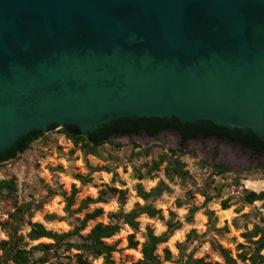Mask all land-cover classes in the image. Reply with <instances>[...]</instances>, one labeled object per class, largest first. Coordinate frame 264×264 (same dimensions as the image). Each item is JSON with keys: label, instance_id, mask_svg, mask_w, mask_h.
Here are the masks:
<instances>
[{"label": "water", "instance_id": "obj_1", "mask_svg": "<svg viewBox=\"0 0 264 264\" xmlns=\"http://www.w3.org/2000/svg\"><path fill=\"white\" fill-rule=\"evenodd\" d=\"M121 118L211 122L264 141V0H0V154L32 131L87 136ZM129 141L177 147L172 130L110 138ZM186 151L209 170L264 164L214 139Z\"/></svg>", "mask_w": 264, "mask_h": 264}, {"label": "rangeland", "instance_id": "obj_2", "mask_svg": "<svg viewBox=\"0 0 264 264\" xmlns=\"http://www.w3.org/2000/svg\"><path fill=\"white\" fill-rule=\"evenodd\" d=\"M154 146L156 147L149 156L131 160L128 158L129 147L120 150L105 147L103 153H108L111 157L110 160L103 162L89 155L83 156L78 148L58 133V129L43 136L15 160L0 165V180L14 177L17 188L16 201L0 196V224L9 220V214L27 203L31 212L30 222L39 223L47 230L62 234L71 231L73 225H78L85 214L93 212L96 208L101 209L98 217L87 222L85 228L79 232L80 236L85 237L95 224L105 225L115 222L110 220V215L120 208L128 212L136 204L143 203L136 195V184L140 183L145 191H149L159 181H163L167 183L171 191L162 193L152 202V206L161 211L163 219L140 215L137 219L139 225L136 231L121 224L120 230L114 236L104 240L106 245L114 248L111 254L113 264H134L140 260V247L145 240L146 228H150L154 235L159 236L166 231L167 221L178 224V227L168 235L165 242L156 247L155 255L159 258L160 264H178L180 252L190 253L193 258L202 259L211 264H223L218 253L210 247L209 240L217 242L232 258H236V255L241 252L238 245L245 246V250L250 252L251 247L246 243L245 235L255 225L263 227L264 217L255 212L253 203L248 205L241 202L240 188L228 186L235 172H226L225 175L215 177L213 175L215 170L204 168L195 156L187 153L181 158V162L191 177L190 181L181 182L179 179H174L173 182L168 183L163 174L164 165H161L151 178L138 181L136 170L141 164L150 163L151 160H156L160 153L167 152L161 146ZM77 176L90 178V182L83 185L77 180ZM211 176L215 177V182L221 186L222 191L219 197L213 198L211 202L204 205L200 192L208 184ZM248 182L262 183L263 187L254 191ZM240 185L243 189L255 193L264 192V177L241 179ZM107 188L124 192V204L121 207H119L117 195H105L103 202L82 206L86 198L96 199L99 192ZM48 189L55 194L49 196ZM73 190L75 191L71 206L73 213L68 216L64 212L65 203L62 194L69 196ZM177 201L182 206H177ZM222 201L227 202L229 206L227 210L220 209ZM39 204L41 206L37 209L36 206ZM192 206L197 207L198 210L193 214L191 221L187 222L188 210ZM206 211L212 212L211 221H208ZM52 215L57 219H47ZM23 219L18 234L23 236L25 250L38 244L52 242L48 239L29 241L26 238L29 227L25 223L28 218L23 215ZM191 231L198 236L197 240H187ZM129 237L132 242L137 243L134 248L129 245ZM3 240H7V234L0 227V242ZM165 250L171 255L169 261L163 260ZM77 253L74 250L59 251L57 257L51 258L46 264H73ZM261 254L264 255V250ZM38 255L36 253L35 257ZM87 260L92 264H102L101 257ZM237 263L240 264L238 261Z\"/></svg>", "mask_w": 264, "mask_h": 264}, {"label": "trees", "instance_id": "obj_3", "mask_svg": "<svg viewBox=\"0 0 264 264\" xmlns=\"http://www.w3.org/2000/svg\"><path fill=\"white\" fill-rule=\"evenodd\" d=\"M59 128L53 125L49 130H55ZM162 129H173L177 132V147L168 150V152H162L159 154L156 160H151L150 163L144 162L140 168L136 170V180L141 181L147 178H151L153 174L158 171L161 165L163 167L164 178L168 183L179 179L181 182H187L191 180L187 170H185L184 164L181 162V158L187 155L186 145L190 139L197 138L202 135L203 138L211 134H215L218 137H227L233 141L240 142L245 147L251 150L257 158L264 160V141L259 140L252 133H242L237 129H226L225 127L216 126L211 122H203L200 124L180 123L177 119L172 118L170 120H160L157 118H121L112 121L109 125L99 128L97 131L82 135L78 128L74 126H62L58 129V133L63 135L74 147L78 148L83 156H92L100 161L110 160V154L103 153L105 147H109L115 150H120L124 147H129L130 154L129 159H140L147 157L151 154V151L156 146H150L142 148L140 145L133 141H129L127 145L112 144L110 138L116 135L131 136L137 135L141 132L154 137ZM43 135L42 131L32 132L31 135L26 136L19 140L15 146L8 151L4 156H0V165H3L9 161H13L18 155L25 153L30 149L31 144L38 141ZM226 171L222 168H218L213 175L219 177L225 175ZM264 177V166H256L251 169L235 172L232 175L228 186H232L235 189H241L240 200L242 203L251 205L255 201L264 200V193L257 195L256 193L243 189L240 185L241 179H248L250 177ZM215 177L211 176L207 185L200 192L204 199V205L211 202L213 198L219 197L222 191L221 186L215 182ZM77 180L85 185L90 182V178L77 176ZM16 184L15 178H7L0 180V196L12 199L16 201ZM48 195H54L55 192L48 189ZM136 195L143 202L141 205L136 204L130 211L124 212L120 208L117 212L110 215V220H114L113 223L95 224L85 237L80 236L79 232L82 231L86 223L93 221L101 213V209L96 208L93 212L85 214L83 218L78 222V225H73L71 231L67 233L57 234L50 230L45 229L39 223L30 222L31 212L29 210V204L25 203L17 208L13 213L9 214V220L0 224L1 229L7 234V240L0 242V264H46L53 257H57L59 251L69 252L71 250L78 253L74 256L73 264H92L87 259L102 258V264H113L111 260V254L114 252L112 246L106 245L104 240L114 236L119 230L120 225H126L131 230L136 231L138 229V217L145 215L149 218H157L162 220L161 211L155 209L152 206V202L156 200L162 193L170 192V188L167 183L159 181L155 187L149 191H145L140 183L135 186ZM75 191L73 190L69 196H63L64 199V212L70 216L73 211L71 206L73 205V197ZM105 195H117L119 207L124 204V192L118 191L115 188H107L99 192V196L96 199L86 198L82 206L85 207L88 204H95L104 201ZM177 206L182 204L177 201ZM40 204L36 208H40ZM229 208L226 201L220 203L221 210H227ZM198 210L197 207L192 206L188 210L187 222H190L193 214ZM23 215L27 216L25 222L29 227V231L26 234V238L29 241H35L38 239H48L52 242L49 244H38L33 246L29 250L23 248V236L18 234L19 227L23 224ZM205 215L208 221L212 220V212L206 211ZM47 219H57L56 216H48ZM178 224L171 221L166 222V231L156 236L153 234L150 228H146L145 240L141 244L140 254L141 259L134 264H160L159 258L155 255L157 245L165 242L169 234L177 229ZM257 238L256 240H252ZM77 239L78 241L74 240ZM198 236L194 231H191L187 236V240L195 241ZM246 243L251 247L250 252L245 250V246L238 245V249L241 251L236 255V258H232L230 254L223 249L214 240H209L210 247L218 253L223 261V264H264V255L261 252L264 250V226L259 227L255 225L253 229L245 235ZM130 247H135L136 242H132L129 237ZM39 254L35 257V254ZM171 255L169 251L165 250L163 255L164 261H169ZM59 264V263H58ZM178 264H211L205 262L202 259L193 258L190 253H179Z\"/></svg>", "mask_w": 264, "mask_h": 264}, {"label": "flooded vegetation", "instance_id": "obj_4", "mask_svg": "<svg viewBox=\"0 0 264 264\" xmlns=\"http://www.w3.org/2000/svg\"><path fill=\"white\" fill-rule=\"evenodd\" d=\"M138 119V118H137ZM164 130H172V131H174L175 133H176V135H177V132L175 131V130H173V129H162L161 131H159V133L160 132H162V131H164ZM32 132H37V131H32ZM31 132V133H32ZM31 133H29L27 136H29V135H31ZM141 133H144V132H141ZM158 133V134H159ZM146 134V133H145ZM149 136V135H148ZM177 137H178V135H177ZM202 138V139H214V140H219V141H225V142H228V143H232V144H237V145H239V146H241V147H243V148H246V149H248L247 147H245L243 144H241L240 142H237V141H233V140H231V139H229V138H227V137H225V136H223V137H218L217 135H215V134H211V135H209V136H207V137H204L203 138V136L202 135H199L197 138ZM197 138H194V139H197ZM194 139H190V140H194ZM189 140V141H190ZM12 149V148H11ZM11 149H9V150H7V151H5L4 153H1L0 154V156H4L8 151H10ZM250 152H251V150L250 149H248ZM262 161H264V160H262ZM261 166H264V164L263 165H261ZM256 167V166H255ZM243 170H246V169H243ZM240 171H242V170H240ZM255 193V192H254ZM264 192H260V193H256L257 195H260V194H263ZM260 202H262L263 204H264V200H259Z\"/></svg>", "mask_w": 264, "mask_h": 264}, {"label": "bare ground", "instance_id": "obj_5", "mask_svg": "<svg viewBox=\"0 0 264 264\" xmlns=\"http://www.w3.org/2000/svg\"><path fill=\"white\" fill-rule=\"evenodd\" d=\"M249 183V182H248ZM250 185V188L252 189V190H254V191H258V190H260L262 187H263V184L262 183H249Z\"/></svg>", "mask_w": 264, "mask_h": 264}]
</instances>
